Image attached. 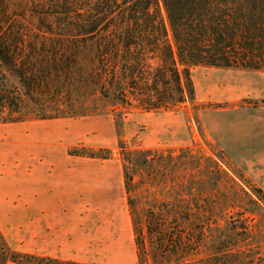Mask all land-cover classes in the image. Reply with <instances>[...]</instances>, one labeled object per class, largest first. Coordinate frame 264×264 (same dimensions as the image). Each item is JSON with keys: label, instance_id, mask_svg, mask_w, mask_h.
<instances>
[{"label": "trees", "instance_id": "16d2710c", "mask_svg": "<svg viewBox=\"0 0 264 264\" xmlns=\"http://www.w3.org/2000/svg\"><path fill=\"white\" fill-rule=\"evenodd\" d=\"M197 66L264 70V0H0L2 122L83 117L95 113L96 98L175 112L193 104ZM101 152L69 154L108 159ZM181 199L142 219L128 203L137 264H254L247 229L237 237L230 222L220 224L230 210L217 217ZM8 263L77 264L17 253L0 232V264Z\"/></svg>", "mask_w": 264, "mask_h": 264}, {"label": "rangeland", "instance_id": "374dc122", "mask_svg": "<svg viewBox=\"0 0 264 264\" xmlns=\"http://www.w3.org/2000/svg\"><path fill=\"white\" fill-rule=\"evenodd\" d=\"M160 9L162 11L161 5ZM207 68L210 67L197 66L190 70L194 91L193 104L185 103L175 112H145L98 98L89 101L90 107L96 111L86 116L103 117L115 129V145L109 150H101V154L108 153V159L116 160L120 175L117 187L112 188L113 191L110 189L104 196L107 199L104 208L70 210V216L65 213L73 225L78 223V215L87 220L91 240L77 242L80 252L77 258L65 260L66 258L60 256L55 258L43 255V249L49 245V250H54L52 242L44 243L45 230H50L46 228L44 220H40L38 224L32 217L29 225V212L4 206L2 202L6 198L0 196V232L7 245L17 253L68 263L137 264L128 203L132 202L142 219L143 211L166 201L171 203L180 200L182 197L184 204L189 206L198 201L202 210L213 207L218 213L217 217L225 210H230L226 212V216L223 215L226 221L220 218V224L223 226L227 221L230 222L234 233L236 227L237 237L246 228L247 239L251 240L249 254L254 255V264H264V201L253 191L259 189L264 195L261 185L262 163L249 162L242 157L241 166L231 157L230 152L215 141V136H220L217 127L223 122L221 116L228 124L232 111L256 107L263 101L253 100L249 95L240 93H231L229 97L226 94L212 96V86L211 91L200 92L198 82H201L202 74L199 72L211 71ZM1 70L0 68V72ZM251 72L264 74V70ZM12 83L13 80H10L9 84ZM5 117L6 114H0V129L5 126L16 128L15 124L2 122ZM9 144L11 142L7 137L0 136L1 148ZM120 144L124 146L123 151L119 148ZM71 150L96 149L76 147ZM124 153L126 154L123 155ZM5 163V160L0 162L2 165ZM114 168L111 166V169ZM247 168L253 171L257 179L249 175ZM125 174L130 177L128 190ZM2 178L3 175H0V180ZM63 212L66 211H59ZM222 228V239L236 242V236L228 235ZM38 231L41 232L40 238ZM54 234L58 237L56 240H59V232L51 233L49 237H54ZM78 235L75 234L76 237ZM60 243L61 240L55 243L57 250Z\"/></svg>", "mask_w": 264, "mask_h": 264}, {"label": "crops", "instance_id": "0c3cea01", "mask_svg": "<svg viewBox=\"0 0 264 264\" xmlns=\"http://www.w3.org/2000/svg\"><path fill=\"white\" fill-rule=\"evenodd\" d=\"M208 69L211 71L199 72L202 74L201 82H198L200 92L207 93L212 86V96L226 94L229 97L231 93H240L264 103V74ZM263 103L232 111L229 125L221 116L223 122L217 127L220 136L217 134L215 141L230 152L240 165L242 157L249 162H261V185L264 189ZM11 124H15L16 128L5 126L0 129V136L7 137L11 142L2 147L5 150L0 147V162H6L5 165L0 164V175H3L0 196L6 198L2 204L14 210H27L29 225L32 217L38 224L44 220L46 228L50 229L45 230L44 243L52 242L54 250H49V245L43 249V255L73 260L80 253L77 242H88L91 237L87 220L82 216L78 215L76 225L70 223V210L104 208L107 203L104 196L117 187L120 174L115 159L85 158L68 152L76 147L109 150L116 142L115 129L109 120L100 116L24 120ZM111 166L115 168L111 169ZM247 171L257 179L252 170L247 168ZM57 232L61 240L58 250L55 248V243L59 241L56 240L57 235L49 237ZM38 234L40 238L41 232L38 231Z\"/></svg>", "mask_w": 264, "mask_h": 264}]
</instances>
